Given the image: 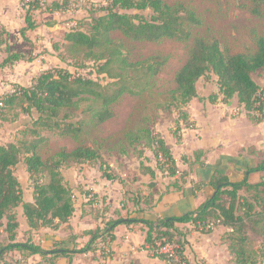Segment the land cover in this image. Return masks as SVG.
Wrapping results in <instances>:
<instances>
[{"label":"trees","instance_id":"obj_1","mask_svg":"<svg viewBox=\"0 0 264 264\" xmlns=\"http://www.w3.org/2000/svg\"><path fill=\"white\" fill-rule=\"evenodd\" d=\"M251 13L260 15L264 0H249ZM70 0H29L24 4L25 27L20 30L24 41L25 34L35 28L33 13L46 7L45 12L65 11ZM45 4V6L43 5ZM100 15L88 14L89 31L84 32L79 27L70 28L63 35L66 53L73 60L77 69L88 68L93 64L96 79L81 73H71L65 69L48 68L36 76L28 87H17L14 92L1 102L12 107L17 103L25 104L24 112H35L33 126L38 130L57 131L61 136L78 141L83 132L82 122L72 121V113L80 102L88 101L95 105L90 109L91 117L98 122L112 118V106L124 95H140L142 89L135 85L137 80L148 84V81L159 74L162 63L153 58L131 61L124 54L121 41L112 38L113 33H120L130 42H158L163 39L189 40L192 27L200 21L191 11H185L180 5L170 6L164 0H105ZM128 11H149L148 18L139 14H128ZM54 50H59L57 45ZM26 60L25 54L11 52L0 64L6 66L16 61ZM261 72L264 77V35L255 39L254 50L251 53H224L216 40L206 41L195 37L189 51L186 63L177 71L174 77L176 88L169 94V102L160 105L162 111L178 110L180 120L187 121L184 108L194 98H197V82L209 75L216 78L218 94L210 96V103L217 101L228 105L233 98L243 106L253 122L260 119L253 113L263 114L264 89H261L252 78L254 73ZM110 80L104 85L98 77ZM139 80V81H140ZM0 102V105L2 103ZM184 112V114L182 113ZM139 137L130 138L132 144L146 140V146L153 153L160 172H167L170 178L180 174L175 160L163 137L146 127L140 129ZM34 138L19 143L0 144V226L6 221L3 232L5 243L0 242V264L8 252L18 251L27 255H39L42 260L49 257L51 264L60 257L84 254L95 250L97 240L104 241L106 237L112 240L111 232L118 224L141 222L145 227V245L155 246L156 243L176 242L178 253L188 264L183 251L186 233L180 225L195 224L201 221H219L218 226L229 229L227 238L230 241L228 249L235 258L236 264H258L257 260L248 255L246 246L249 243L247 234L248 223L252 226L262 225L255 229L258 236L264 239V213L256 212V208L264 206V180L256 184L248 181L252 173L264 172V158L253 168H248L245 177L240 182H231L227 177L214 175L209 181L215 192L196 211L179 217H165L152 221L137 219H118L109 222L104 228L87 233L88 243L81 249H54L43 251L31 240L16 242L18 222L15 210L22 208L26 224L31 230L40 228L57 229L68 222L74 212V195L62 175V168L68 164L98 163L102 177L108 181L116 177L108 173V168L98 151L79 145L72 151L62 150L53 158L43 160L38 152L41 139L37 131H32ZM140 157L142 153H139ZM23 164L31 181L33 202H24L23 190L15 170ZM140 169L151 179L155 172L151 167L140 162ZM150 188L155 185L150 183ZM259 188H262L261 190ZM242 192V193H241ZM247 193V194H246ZM248 193H251L248 195ZM253 194V195H252ZM244 196V197H241ZM260 196V197H259ZM135 206L139 202H133ZM258 203V205H257ZM244 211L240 214L239 211ZM140 210V209H139ZM261 217L260 220L257 218ZM195 230V229H194ZM252 230V229H251ZM163 259V258H161Z\"/></svg>","mask_w":264,"mask_h":264},{"label":"rangeland","instance_id":"obj_2","mask_svg":"<svg viewBox=\"0 0 264 264\" xmlns=\"http://www.w3.org/2000/svg\"><path fill=\"white\" fill-rule=\"evenodd\" d=\"M26 1L28 0H11L12 11H24L23 8ZM164 2L170 6L180 5L185 11L193 12L200 21L198 26L192 27V36L189 40L163 39L158 42H130L120 33L112 34L114 40L123 43L124 54L131 61L153 58L162 63L159 74L150 79L147 85L141 83L140 79V81H136L135 85L139 86L138 89L143 90L140 95H124L112 106L113 116L105 122H98L91 117L90 109L95 107L93 103L88 101L80 102L78 108L72 113V121L82 122L83 132L79 140L75 141L70 137L61 136L57 131L38 130L35 128L33 126V120L36 117L35 112L33 111L29 114L24 112L23 106L25 107V104L17 103L12 107L5 106L1 101L12 92L4 89L8 86L9 88L13 87V91L18 88L0 75V102L2 103L0 105V144L5 145L31 140L34 138L32 131L35 130L38 133V138L41 139L38 152L43 160L53 158L62 150L72 151L79 145L98 151L106 166L109 167L108 173L116 177L112 180L113 183H117L123 188L121 204L125 206V210L136 201L142 202L146 207L153 205L155 198L149 199V196L153 194L154 187L150 188L149 185L153 183L156 186V182H153L156 178L164 181L165 192H169L170 188L179 192L182 185L184 186V181H186L184 175L188 176V174L180 172L176 176L175 182L173 179L170 181L165 180L164 178H169V176L166 171L160 172L157 169V162L153 153L146 146V140L142 139L140 143L132 144L130 138L139 137L140 129L146 127L159 133L166 141H172L175 144L173 152L179 162H184L183 165L189 166V162L193 163L194 160H197L196 152H192L189 155L190 150L193 149L189 140H191L192 135H195V137L197 135L190 132L194 130L193 123L188 120H180L181 113L178 110L162 111L159 106L169 102V94L176 88L174 83L175 74L186 63L195 37H201L206 41L216 40L221 50L226 54L253 52L256 37L264 35V6L260 15H254L251 13L249 0H164ZM104 3L105 0H70L67 9L70 14L60 18L59 28H44L43 32L34 39L35 43L31 44L25 41L27 44L18 46L16 50L22 48L21 50H24L27 59H31V63L39 55H43L42 59L39 58L36 62L37 65L42 64L50 68L65 69L71 73L79 72L84 76L96 79L93 64H89L88 68L82 69H77L73 65L74 62L66 53L62 39L64 31L73 28L74 24H71L70 19L75 17L79 19L76 20L75 26L84 32H88L90 25L87 20L88 14L100 15L105 5ZM36 11L47 10L46 7H42V9ZM127 13L143 15L145 18H148L151 14L149 11H128ZM54 45H57L59 50H54ZM6 48H0V52H2L0 57L3 55L2 59H4V56H9V49L7 48L6 50ZM213 78H215L213 75H209L197 82L198 96L194 99V102L200 103V100L205 99L200 98V94L208 95L207 98L216 95L217 86ZM252 78L261 89H264V77L261 72L254 73ZM98 80L103 85L110 83V80L102 76L98 77ZM262 99L264 101V95H262ZM182 113L184 114V112ZM180 121L185 126V131L179 127ZM181 137L185 141L183 144L178 141ZM140 152L142 153L141 157L139 155ZM140 162H143L146 166L151 165L158 173V176L153 179L146 178L149 179V183H145L142 180L140 174H143L144 171L140 169ZM98 165V163H70L62 168L64 181L66 180L67 185L70 183L73 189H77L75 187L77 183L74 184L72 179H76L78 176L76 177L73 172L80 175L85 168L89 169L88 171L91 172L93 177L95 175L94 178H96L98 173L103 178ZM15 175L24 192L26 186L31 185V181L28 180V174L23 164L18 165ZM250 194L248 193V195ZM241 197L244 196L241 195ZM134 208L136 209V207ZM243 211L241 209L239 213L241 214ZM256 212L264 213V206L259 204ZM260 218L258 217L257 219L260 220ZM5 224L6 221L2 222L0 231ZM260 227H262L261 224L252 226L248 223L247 234L250 240L246 250L248 255L257 260L258 264H264V239L258 236L255 230ZM216 229L210 232L201 230H198V232L207 234L216 231ZM227 235L225 234L223 240L229 245L230 241ZM0 236L3 245L6 244L4 240L6 234L0 233Z\"/></svg>","mask_w":264,"mask_h":264},{"label":"crops","instance_id":"obj_3","mask_svg":"<svg viewBox=\"0 0 264 264\" xmlns=\"http://www.w3.org/2000/svg\"><path fill=\"white\" fill-rule=\"evenodd\" d=\"M68 14H70L68 10L35 11L33 13L35 28L25 34L28 43H35L34 39L43 32L44 28H59L60 18ZM76 20H79L78 17L70 19L71 24H74L72 27H75ZM24 27V11H12L11 0H0V48L7 47L10 53L25 54L22 48L16 50L18 46L27 44L20 35V30ZM1 57L0 64L6 56L3 57L4 59ZM42 57L43 55H39L32 63L31 60H20L0 67V75L16 87H28L36 76L50 68L47 65H37L36 62ZM213 80L216 81V78ZM8 88L9 86L4 90L11 92L13 87ZM216 94H218V88H216ZM207 97L208 95L200 94V98L205 99L196 103L194 98L184 108L187 120L194 125V130L190 132L197 134L196 137L192 135L189 140L193 147L189 155L196 152L197 158L193 163H188L190 167L183 165V161L177 160L173 152L175 144L172 141H166L163 137L178 171L188 174V176L184 175L186 181L179 192L172 188L169 192H165L164 181L156 178L153 181L156 182L153 194L149 196V199L155 198L153 205L146 207L140 202L138 206H135L133 203L125 210V206L121 204L124 192L122 186L101 178L100 173L94 178L95 175L93 177L89 169L85 168L80 175L73 172L76 177L78 176L72 179L74 184L77 183L75 186L77 189H73L72 185L68 184L74 195V212L68 222L61 224L57 229L40 228L26 233L29 228L22 208L18 207L15 210L18 222L16 242H25L29 239L43 251L81 249L90 239L87 233L102 229L109 222L118 219L152 221L165 217H179L196 211L214 195L215 190L209 185L214 175L225 176L231 182L242 181L246 170L257 166L264 158V101L263 114H252L256 118L260 116L258 118L260 121L253 122L236 98L226 105L221 102L220 96L214 103H210ZM179 127L183 131L186 130L182 121L179 122ZM178 141L182 144L185 142L183 137ZM148 166L157 177L156 170L151 165ZM140 175L143 182L149 183V179H146L150 178L149 175ZM175 178L165 177L164 179L169 181L173 179L175 182ZM261 180H264V172L252 173L248 176L251 184ZM23 196L24 202H33V190L30 184L26 186ZM179 227L186 233L183 254L188 264H236L234 256L228 249L229 245L223 240L225 234L229 232L228 228L219 226L216 231L204 234L194 230L189 224ZM3 229L0 233H4ZM145 231L146 227L141 222L118 224L111 232L112 240L109 237H106L104 241L97 240L94 245L95 250L75 254L71 261L69 257H60L52 264H170L164 259L150 257L144 251ZM107 239H109L108 247L111 250V256L103 260L100 257L99 246L103 243L107 245ZM0 242L3 243L1 240ZM23 255L24 253L18 251L8 252L1 264H51L49 257L42 260L39 255L26 257Z\"/></svg>","mask_w":264,"mask_h":264},{"label":"built area","instance_id":"obj_4","mask_svg":"<svg viewBox=\"0 0 264 264\" xmlns=\"http://www.w3.org/2000/svg\"><path fill=\"white\" fill-rule=\"evenodd\" d=\"M29 1V0H28ZM26 1V3L28 2ZM43 5V4H42ZM15 91V90H14ZM13 90L11 92H14ZM219 225V221H201L195 224L196 231H204L210 232L217 228ZM109 239H107L106 244H100V257L103 260H107L111 256V250L108 247ZM179 245L176 242H167V243H156V245L149 246L145 245L144 251L150 256L155 258H163L165 261L169 262L170 264H184V260L180 257L179 253Z\"/></svg>","mask_w":264,"mask_h":264}]
</instances>
